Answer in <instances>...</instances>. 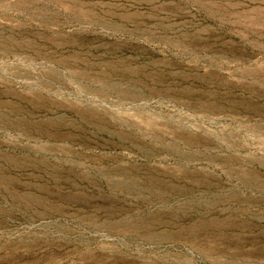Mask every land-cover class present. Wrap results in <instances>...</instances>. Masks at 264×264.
Here are the masks:
<instances>
[{"label": "rangeland", "instance_id": "obj_1", "mask_svg": "<svg viewBox=\"0 0 264 264\" xmlns=\"http://www.w3.org/2000/svg\"><path fill=\"white\" fill-rule=\"evenodd\" d=\"M0 264H264V0H0Z\"/></svg>", "mask_w": 264, "mask_h": 264}]
</instances>
